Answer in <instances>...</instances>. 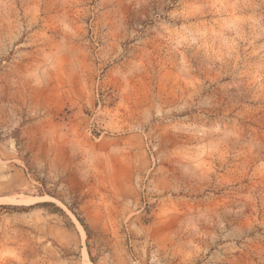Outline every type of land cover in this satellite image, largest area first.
Masks as SVG:
<instances>
[{
  "label": "rangeland",
  "instance_id": "obj_1",
  "mask_svg": "<svg viewBox=\"0 0 264 264\" xmlns=\"http://www.w3.org/2000/svg\"><path fill=\"white\" fill-rule=\"evenodd\" d=\"M0 264H264V0H0Z\"/></svg>",
  "mask_w": 264,
  "mask_h": 264
}]
</instances>
